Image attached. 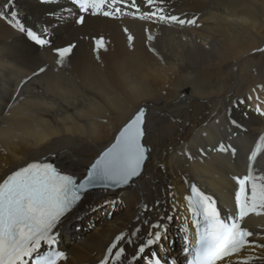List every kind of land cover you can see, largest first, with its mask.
I'll return each instance as SVG.
<instances>
[{
	"label": "bare ground",
	"instance_id": "bare-ground-1",
	"mask_svg": "<svg viewBox=\"0 0 264 264\" xmlns=\"http://www.w3.org/2000/svg\"><path fill=\"white\" fill-rule=\"evenodd\" d=\"M15 6L27 24L55 25L49 18L58 16L56 4L15 0ZM166 8L171 15L197 18L198 26L181 28L129 18L87 17L84 25L67 21L57 30L61 36L54 48L76 47L62 66L52 50L37 51L0 20V112L20 79L46 67L24 86L25 99L0 113V181L34 160H51L82 178L88 162L110 146L141 107L146 110L144 143L149 159L136 187L121 196L127 199L125 209L108 222H101L106 214L101 215L100 209L87 214L85 221L66 223L64 235L72 240L66 264H82L91 255H100L109 240L130 224L139 203L147 201L156 210L153 203L159 197L160 208L171 210V192L180 204L184 176L202 181L216 193L231 188L225 179L233 169L228 160L209 155L211 160L196 166L175 156L182 153L178 146L187 139L209 145V140L195 138L205 122L215 139L209 118L226 100L243 97L246 104L238 112L247 131L232 140L237 147L248 145L264 130V115L256 112L257 106L264 111V87H258L264 86V52L256 51L264 48V0H166ZM129 34L134 37L131 46ZM101 37L105 47L97 48L95 41ZM180 209L177 205L175 223ZM94 218H98L96 229L83 231V223ZM257 223L248 219L246 225L264 228V222ZM258 234L262 237L264 231Z\"/></svg>",
	"mask_w": 264,
	"mask_h": 264
},
{
	"label": "snow or ice",
	"instance_id": "snow-or-ice-1",
	"mask_svg": "<svg viewBox=\"0 0 264 264\" xmlns=\"http://www.w3.org/2000/svg\"><path fill=\"white\" fill-rule=\"evenodd\" d=\"M41 2L51 3L52 0ZM142 4L146 11L141 12L137 0H68V6H61L57 22H67L72 18L75 24L84 25L89 15L113 19L127 15L140 20L198 26L197 18L169 15L165 8L166 0H142ZM14 6L15 0H5L0 4V20L35 46L52 47L50 28L27 26L18 10H13ZM50 14L56 15L54 12ZM124 32L127 33L128 29L125 28ZM127 39L131 46L134 37L129 34ZM148 39L153 37L149 35ZM95 43L97 48L105 47L102 37ZM75 47V44H68L52 48L58 66L64 65L65 58ZM256 51L264 52V48ZM45 72L46 67H40L20 80L7 102L9 111L25 99L21 94L24 86ZM256 112L264 115L259 106ZM231 122L240 126L235 120ZM145 125L146 110L141 107L119 130L114 142L88 162L82 178L44 160L26 162L7 174L0 181V264H66L67 254L59 248L62 223L91 190L124 189L141 178L150 152L144 143ZM203 135L206 137L208 134L205 132ZM262 150L264 135L259 137L255 149L248 156L247 174L233 177L238 188L233 204L227 209L218 206L214 195L206 194L194 183L189 185L191 194L184 199L195 231L190 236L189 230L183 229L181 250L186 264H264V236L259 240L253 239L259 234L245 226L250 215H264V174H257L254 169ZM213 151L236 154L234 147L221 142L212 148L201 146L198 155L206 158ZM183 154L189 160L194 158L190 151ZM185 183H188L187 179ZM169 195L173 196L171 203L175 212L174 195L171 192ZM120 203L122 201L116 199L105 200L93 210L114 209ZM160 207L161 202L157 200L155 208ZM112 214L106 213L108 216ZM172 219L173 216L165 211L154 222L143 220L142 224L147 225L144 230L136 227L120 232L107 246L99 264H178L175 258H170L169 251L175 243L168 238V222Z\"/></svg>",
	"mask_w": 264,
	"mask_h": 264
},
{
	"label": "rangeland",
	"instance_id": "rangeland-1",
	"mask_svg": "<svg viewBox=\"0 0 264 264\" xmlns=\"http://www.w3.org/2000/svg\"><path fill=\"white\" fill-rule=\"evenodd\" d=\"M90 214H92V213H90ZM92 220V219H91Z\"/></svg>",
	"mask_w": 264,
	"mask_h": 264
},
{
	"label": "flooded vegetation",
	"instance_id": "flooded-vegetation-1",
	"mask_svg": "<svg viewBox=\"0 0 264 264\" xmlns=\"http://www.w3.org/2000/svg\"><path fill=\"white\" fill-rule=\"evenodd\" d=\"M213 192V191H212Z\"/></svg>",
	"mask_w": 264,
	"mask_h": 264
}]
</instances>
